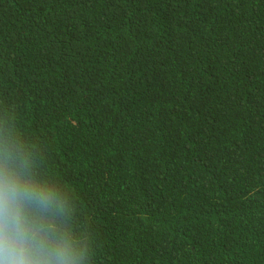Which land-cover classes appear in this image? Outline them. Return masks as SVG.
Returning a JSON list of instances; mask_svg holds the SVG:
<instances>
[{
  "label": "trees",
  "instance_id": "16d2710c",
  "mask_svg": "<svg viewBox=\"0 0 264 264\" xmlns=\"http://www.w3.org/2000/svg\"><path fill=\"white\" fill-rule=\"evenodd\" d=\"M2 143L87 264H264V0H0Z\"/></svg>",
  "mask_w": 264,
  "mask_h": 264
},
{
  "label": "clouds",
  "instance_id": "9594fccd",
  "mask_svg": "<svg viewBox=\"0 0 264 264\" xmlns=\"http://www.w3.org/2000/svg\"><path fill=\"white\" fill-rule=\"evenodd\" d=\"M64 195L40 179L23 150L0 144V264H87Z\"/></svg>",
  "mask_w": 264,
  "mask_h": 264
}]
</instances>
